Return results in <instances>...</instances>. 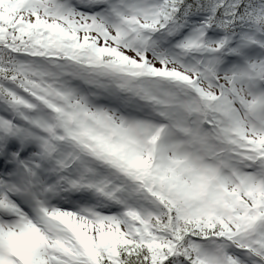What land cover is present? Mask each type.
I'll return each mask as SVG.
<instances>
[{"label": "snow or ice", "instance_id": "1", "mask_svg": "<svg viewBox=\"0 0 264 264\" xmlns=\"http://www.w3.org/2000/svg\"><path fill=\"white\" fill-rule=\"evenodd\" d=\"M0 264H264V0H0Z\"/></svg>", "mask_w": 264, "mask_h": 264}]
</instances>
